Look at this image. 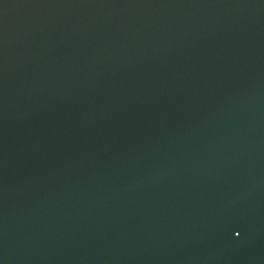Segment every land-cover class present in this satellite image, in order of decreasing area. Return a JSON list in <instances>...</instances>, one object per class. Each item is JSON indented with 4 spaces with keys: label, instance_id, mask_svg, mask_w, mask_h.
Wrapping results in <instances>:
<instances>
[{
    "label": "water",
    "instance_id": "1",
    "mask_svg": "<svg viewBox=\"0 0 264 264\" xmlns=\"http://www.w3.org/2000/svg\"><path fill=\"white\" fill-rule=\"evenodd\" d=\"M0 264H264V0H0Z\"/></svg>",
    "mask_w": 264,
    "mask_h": 264
}]
</instances>
